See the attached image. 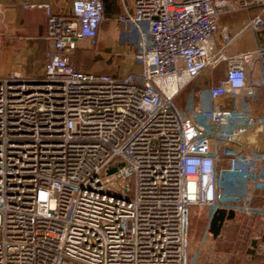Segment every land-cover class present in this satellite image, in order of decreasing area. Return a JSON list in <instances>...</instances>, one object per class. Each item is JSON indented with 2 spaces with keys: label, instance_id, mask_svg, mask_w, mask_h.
Segmentation results:
<instances>
[{
  "label": "built area",
  "instance_id": "built-area-1",
  "mask_svg": "<svg viewBox=\"0 0 264 264\" xmlns=\"http://www.w3.org/2000/svg\"><path fill=\"white\" fill-rule=\"evenodd\" d=\"M120 1L140 66L124 76L70 60L97 41L105 0H73L71 16L23 2L45 12L48 59L39 78L21 61L0 73V264H190L194 206L208 223L193 264L224 240L209 231L218 209L258 221L264 255V44L228 51L264 30V0ZM253 9L217 41L221 16ZM196 80L203 95L180 107Z\"/></svg>",
  "mask_w": 264,
  "mask_h": 264
},
{
  "label": "rangeland",
  "instance_id": "rangeland-1",
  "mask_svg": "<svg viewBox=\"0 0 264 264\" xmlns=\"http://www.w3.org/2000/svg\"><path fill=\"white\" fill-rule=\"evenodd\" d=\"M14 2V0H11ZM1 10L4 11L8 7L7 0H0ZM10 4H12L10 2ZM246 13V12H241ZM240 13H235L231 15H223L220 18L221 29L217 33V41L221 42L222 28L231 22ZM45 21V17L42 16ZM7 24L4 20L3 14L0 12V37H2L1 52H0V72L7 73L11 71L14 66V57H11V49L21 48L17 45L19 33L12 38H6L4 34L7 31ZM250 30V29H248ZM264 34V31H262ZM253 35L254 31L251 30ZM259 33V32H257ZM18 36V37H17ZM111 40H101L97 44H88L87 42L80 43V51L78 53V59L82 62L84 66L82 68L87 69L89 72L93 73H108V74H120L122 76L133 70H139V63L134 58L133 45L135 42L134 35H127L122 32L119 28L117 31H111ZM110 38V39H111ZM113 38L117 39L121 46H119L118 53L120 55H104L111 51H107V44L113 41ZM32 42V41H31ZM30 41H28V47L31 46ZM106 43V44H105ZM262 43V41H260ZM259 43V44H260ZM116 44V42L114 43ZM30 48V47H29ZM98 50V51H96ZM25 53V52H23ZM30 66L42 67L46 60L45 50L39 47L37 51L31 52ZM75 56V55H73ZM72 56V57H73ZM23 58L25 59L24 55ZM48 58V56H47ZM76 58V57H75ZM116 58V59H115ZM115 59V60H114ZM26 60V59H25ZM23 62V61H21ZM26 62V61H25ZM17 63V62H15ZM224 70V65H222L218 70L212 72V76L219 77L222 75ZM215 79V78H214ZM198 80L194 81L189 85V87L183 91L181 96L177 99V104L180 107L191 106L200 95H203L199 88H197ZM216 83V82H213ZM197 89V91H196ZM264 101L257 104V109H262ZM208 223L207 218V208L202 206H194L191 210V225L189 233V262L194 263L196 256L201 246L202 236L204 234L205 228ZM260 223L254 219H248L242 217L237 225L232 226L229 230H224L225 239L222 241H210L209 244L203 250V254L199 259V264H264V255L256 258L257 254L254 255V262L251 260V256L247 254V248L251 247V240L259 235ZM260 256V255H259Z\"/></svg>",
  "mask_w": 264,
  "mask_h": 264
},
{
  "label": "crops",
  "instance_id": "crops-1",
  "mask_svg": "<svg viewBox=\"0 0 264 264\" xmlns=\"http://www.w3.org/2000/svg\"><path fill=\"white\" fill-rule=\"evenodd\" d=\"M47 2L50 3L52 11L56 15L60 16H71L72 15V5H73V0H46ZM8 7L6 9L1 10L0 12L4 16V20L6 21V28L7 31L4 34L6 38H12V36L16 35L19 33L17 45H19L21 48H15L13 47L11 49V57H14V66L12 67L11 70H13L16 67V63L18 61H23V66L22 70L24 74L28 77H34V78H39L42 77L44 74V67L47 62V52H48V43L45 39L46 36V31H47V18L45 15V12L39 9H30V10H24L22 5L24 0H7ZM10 2L12 4H10ZM129 6H133V0H128ZM2 3L0 4V6ZM258 9H253L251 11H244L246 13H241L232 18L233 20L231 22H228L226 26L230 27L232 31H240L244 24L250 20L253 16H255L258 13ZM124 12L121 1L120 0H105V16L106 19L105 21L101 24L100 29H99V36L96 42H93L91 40H83L80 41L78 44V49L75 54V56L70 57L71 62L76 66L78 69L88 71L87 69L82 68L84 64L82 65V62L80 59H78L77 56L80 48L82 47L80 43L87 42L88 44H97L101 40H111V31H117L119 30L118 25L115 22V18L122 14ZM42 16L45 17V21L42 19ZM264 30L259 31V33H255L253 35L251 33V30H246L244 31L238 38L237 40L228 48L229 53H236L239 51H248L254 49L257 45H259L260 41L264 44ZM111 38V39H110ZM28 41H32L31 46L28 47ZM113 41L116 42H111L107 44V51L111 49L110 52L104 53V55H115L118 56L120 55L118 53L119 46H121V43L118 42L117 39L113 38ZM221 43V42H219ZM106 44V43H105ZM81 46V47H80ZM41 47L42 49L45 50L46 53V60L45 63L42 67L39 66H30L31 61V52L32 51H37V49ZM98 51V50H96ZM25 52V53H23ZM23 55L25 59L23 58ZM33 56V55H32ZM76 57V58H75ZM116 59V58H115ZM114 59V60H115ZM26 61V62H25ZM136 68H140L136 65ZM89 72V71H88ZM1 73V72H0ZM113 74V73H111ZM120 75V74H119ZM223 77V71L222 75L219 77L216 75L215 77L212 76V73L207 74L206 79H211L212 82L219 83L221 78ZM215 78V79H214ZM200 82L197 83V85ZM242 215L235 214V217L228 222L224 228L222 229V236L223 239H225L224 232L226 230H229L232 226L237 225L240 222V219L242 218ZM225 230V231H224ZM252 242V241H251ZM248 249V248H247ZM261 256L257 255L256 258H259ZM251 260L254 262V257H251Z\"/></svg>",
  "mask_w": 264,
  "mask_h": 264
},
{
  "label": "water",
  "instance_id": "water-1",
  "mask_svg": "<svg viewBox=\"0 0 264 264\" xmlns=\"http://www.w3.org/2000/svg\"><path fill=\"white\" fill-rule=\"evenodd\" d=\"M116 171V168L111 169L109 173H113ZM235 217V213L233 211L227 212L225 209H218L209 224V231L212 236L216 239L221 234L223 225L226 220H232ZM257 247V241L254 240L252 242L251 248L249 249V253L255 255Z\"/></svg>",
  "mask_w": 264,
  "mask_h": 264
},
{
  "label": "trees",
  "instance_id": "trees-1",
  "mask_svg": "<svg viewBox=\"0 0 264 264\" xmlns=\"http://www.w3.org/2000/svg\"><path fill=\"white\" fill-rule=\"evenodd\" d=\"M76 67V66H75ZM77 68V67H76ZM106 74H108V73H106Z\"/></svg>",
  "mask_w": 264,
  "mask_h": 264
}]
</instances>
